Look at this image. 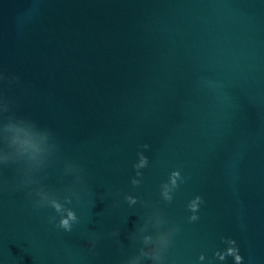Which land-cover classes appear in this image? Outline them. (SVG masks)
Segmentation results:
<instances>
[{
    "label": "water",
    "instance_id": "95a60500",
    "mask_svg": "<svg viewBox=\"0 0 264 264\" xmlns=\"http://www.w3.org/2000/svg\"><path fill=\"white\" fill-rule=\"evenodd\" d=\"M0 71L20 78L6 89L15 112L60 143L43 183L62 197L73 162L92 193L66 205L71 232L25 191L0 193V264H121L154 210L179 229L165 264H233L214 257L223 238L264 264V0H0ZM174 170L185 180L166 203Z\"/></svg>",
    "mask_w": 264,
    "mask_h": 264
},
{
    "label": "clouds",
    "instance_id": "9594fccd",
    "mask_svg": "<svg viewBox=\"0 0 264 264\" xmlns=\"http://www.w3.org/2000/svg\"><path fill=\"white\" fill-rule=\"evenodd\" d=\"M19 83L18 76L7 75L0 71V193L25 191L34 209L50 207L54 210L56 215L48 218L50 224L65 232H71L73 226L79 223V218L75 211L66 205L72 204L73 199L80 202L82 194L92 195L84 178V170L73 162L64 164L61 179L71 176L72 182L64 189L62 197L43 183L47 169L59 156L60 143L50 128L39 125L28 115H18L15 112L16 102L7 95L6 89ZM141 147L148 149L149 145L144 144ZM137 157L138 160L133 168L136 170L135 176L141 177L140 170L147 167L148 158L143 152H138ZM6 169L12 170L11 178L3 174ZM184 180L179 170L172 171L168 181L161 185L162 200L171 203L174 191L180 183H184ZM131 184L139 186L141 180L133 178ZM124 199L130 207L138 202L137 198L131 195L125 196ZM203 202V198L199 195L188 202L187 209L192 213L188 217L189 222L199 220L197 213ZM140 203L145 207L152 206L149 201ZM178 231V227L171 225L159 210H154L143 218V223L132 233L131 239L141 245L138 251L123 260L121 264H144V261H149L150 264H165L167 251ZM110 235L118 237L119 232L116 230ZM97 240L96 233L89 236L90 249L95 248ZM222 243L226 247L223 251H216L214 257L224 261L230 256L233 258V264H243L244 258L240 254L237 242L231 238H223ZM204 259V255L201 254L199 260L204 261Z\"/></svg>",
    "mask_w": 264,
    "mask_h": 264
}]
</instances>
